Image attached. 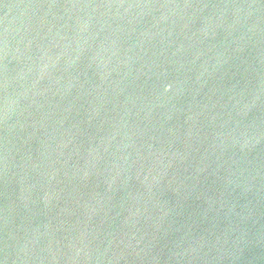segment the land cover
<instances>
[{
    "label": "water",
    "instance_id": "1",
    "mask_svg": "<svg viewBox=\"0 0 264 264\" xmlns=\"http://www.w3.org/2000/svg\"><path fill=\"white\" fill-rule=\"evenodd\" d=\"M0 264H264V0H0Z\"/></svg>",
    "mask_w": 264,
    "mask_h": 264
}]
</instances>
